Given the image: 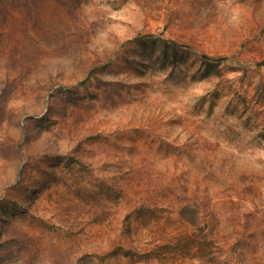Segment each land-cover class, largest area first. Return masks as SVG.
I'll return each mask as SVG.
<instances>
[{
	"label": "rangeland",
	"instance_id": "1",
	"mask_svg": "<svg viewBox=\"0 0 264 264\" xmlns=\"http://www.w3.org/2000/svg\"><path fill=\"white\" fill-rule=\"evenodd\" d=\"M0 264H264V0H0Z\"/></svg>",
	"mask_w": 264,
	"mask_h": 264
}]
</instances>
